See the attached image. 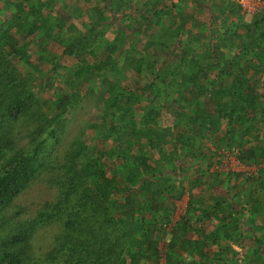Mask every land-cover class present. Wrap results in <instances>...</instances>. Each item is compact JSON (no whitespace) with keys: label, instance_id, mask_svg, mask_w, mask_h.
I'll list each match as a JSON object with an SVG mask.
<instances>
[{"label":"trees","instance_id":"trees-1","mask_svg":"<svg viewBox=\"0 0 264 264\" xmlns=\"http://www.w3.org/2000/svg\"><path fill=\"white\" fill-rule=\"evenodd\" d=\"M119 1L101 0L86 12L73 5L59 7L61 0H0V264H160L162 255L165 264H183L177 248L207 263L222 257L225 249L212 251L221 238L264 264V238L257 235L261 228L246 226L259 218L264 224V12L245 22L233 0L207 4L210 23L222 31L218 40L211 36L202 43L199 21L181 6L173 13L174 8H161V0H146L126 12L116 5ZM85 15L89 22L80 23L81 31L71 20ZM109 27L115 33L100 61L96 49ZM157 30L164 40L150 37ZM136 34L147 40L145 49L134 41ZM186 34L191 41L176 48ZM51 43L62 51H50ZM166 47L174 48L167 61L177 62L161 70L156 64ZM198 47L204 48L201 56ZM149 48L153 54L146 53ZM64 58H74L75 66H62ZM43 65L50 68L44 72ZM130 73L147 81L125 87ZM85 84L99 86L82 97ZM161 100L164 106L176 105L172 129L156 130L160 112L154 104ZM92 102L96 121L77 128L60 159L55 153L71 123L67 116ZM88 130H94V140L117 143L104 150L88 146L83 139ZM193 133L210 136L211 156L192 148ZM136 141L155 151L158 160L132 154ZM228 149L237 150L236 159L256 170L227 173L257 182L255 196H244L247 211L240 193L222 190L216 174L222 191L210 208L215 226L205 233L212 214L190 212L202 203L192 199L200 175L190 181L187 211L166 231L172 203L185 191L177 192L174 182L166 190L151 189L152 176L168 182L174 178L172 173L163 177L158 164L176 168L183 151L218 165L220 150ZM110 162L115 167H106ZM96 168L103 170L95 173ZM42 183L54 190V200L23 204L24 194ZM52 228L56 234L49 250L35 257V240Z\"/></svg>","mask_w":264,"mask_h":264},{"label":"rangeland","instance_id":"rangeland-1","mask_svg":"<svg viewBox=\"0 0 264 264\" xmlns=\"http://www.w3.org/2000/svg\"><path fill=\"white\" fill-rule=\"evenodd\" d=\"M101 0H64L62 3L59 4V7H63L64 5H66L67 7H72L73 6H78L79 8L85 10L86 12L89 11V9L91 10L93 7H95L96 3L100 2ZM121 1V2H120ZM116 5H121L122 8L126 11L129 12L131 11L134 7H141L143 3H145L146 0H120ZM223 0H204L200 3V5L194 3V0H183L182 3H180V0H161V8H174L173 13L177 12V8L179 6L182 7L183 11L186 13H191L194 14V17L196 18L197 21H199V32L200 35H197L198 37L201 38L202 43H206L207 41H209V38H212L214 40H218L219 38V34L222 31V29H218V24H211L210 23V15H211V10L209 8H206L207 4L210 5H223L224 3L222 2ZM5 5V4H4ZM3 5V7H4ZM2 6V4L0 5V7ZM2 9V8H1ZM117 9V7H116ZM115 13V10H114ZM112 17V16H111ZM110 16L107 17L108 20H113ZM216 17V16H214ZM76 17H74L75 19ZM72 19L71 22L75 23L78 26L79 30H83V28H81L80 23L81 22H89L88 17L85 15V18L83 19H77L74 20ZM172 20V19H171ZM242 20L245 22H253L254 18L252 16H242ZM234 21V20H233ZM179 23V22H178ZM108 32L107 35L102 39L101 41V45L99 49H96V53H97V57L98 60H102V53L103 50L105 48V45L108 43V40H110L114 33H115V28L114 27H109L108 28ZM137 35V34H136ZM157 35L158 38L162 41L164 40V35L162 32L160 31H152L150 33V37ZM192 37H190L188 34H186L185 36L181 37L176 45V48H179V45H184L185 43H189L191 41ZM138 46L143 50L147 47V40L145 39V37L143 35H137L135 36V40H134ZM48 49L52 52L55 53H60L62 51V48H59L58 46H56L55 44L51 43L48 46ZM154 49L149 48L147 50L146 53L149 54H153ZM204 48L198 47L196 48V51L198 54L203 55V51ZM174 51L173 47H166V51L165 54L161 53L159 54V60L158 63L156 64L157 67L161 70H164L165 67L167 65H170V63H176L177 60L172 59L171 62H168V56H169V52ZM145 53V51H144ZM144 53L142 52V54L140 55H144ZM76 60H74V58H64L60 61V64L62 66H69L72 65L73 67L75 66V62H73ZM99 61V62H100ZM16 65L19 67L20 71H22L23 73H26L27 69L21 65L20 63H18V61H16ZM121 65V63H120ZM173 65V64H172ZM50 68V65H43L41 67V70H43L44 72L47 71ZM64 71V70H63ZM146 78L142 79V80H138L137 77H135L132 73L127 74L126 79L123 80L124 82V86L125 87H129L130 86H139V85H143L146 82ZM97 82V81H96ZM59 85V82H56L54 85ZM99 85H92L90 86L89 84H85L83 87H81V96L83 97V95L85 93H89V91L92 90H96L98 88ZM60 87L65 91L64 86L62 84H60ZM147 102L144 103V105H146ZM94 104V102H92L91 104H87L86 103V109L83 111H77L74 112L72 114H69L67 116V118H71V123L68 126V132L65 136V140L64 142L57 147L56 149V153L58 155V157L61 159V156L64 154L65 150H66V145L68 144V142L72 139L73 135L75 134L77 128L84 123L85 121L88 123H94L96 121V117H97V113L94 110V107L92 106ZM154 107L156 109L159 110L160 112V116L157 120V126H156V130H161L164 128L167 129H172L173 125L176 123V119L177 117L176 115V105H174L172 102H169L167 104H165L164 106V101H157L154 104ZM226 126V124L223 122L222 123V129H224ZM95 135L94 130H88L85 133L84 136V140L86 142V144L88 146H97L99 149H107L109 147H112L113 145H116V143L114 141H109L106 143H102L100 140H97L93 138V136ZM193 141H192V145H193V149H197L199 150V152H203L204 155H206L207 157L211 156V152L214 151V147L212 146V144L209 142L210 136L208 134H204V135H200V134H194L193 133ZM123 137V136H121ZM125 137V136H124ZM261 138H259L260 140ZM114 140V139H113ZM27 141L24 140L23 141V145L26 143ZM114 142V143H112ZM250 146V145H249ZM247 146V147H249ZM149 151V152H148ZM210 152V154H209ZM224 152L232 154L231 150H220V153L222 156L221 157V162L220 164H214V160H209L208 158H206L205 160H203V158L201 156H198L197 158H192L190 156H187L186 153H183V151H179L178 152V156L176 160L182 161L181 163L177 164L176 168H173V166L171 164H166L163 165L158 164V166L156 167L158 169V171L161 172V175L163 177L170 175L171 173L174 175L173 180H171L170 182L166 181V179H158L157 177L152 176V184L150 186L151 189L157 187L160 189H165L174 182L175 186H176V190L177 192H181L182 189H184V194L180 199H174L172 206L174 207V212L171 216V218L169 219V225L166 228V231H169V229H171V227L178 221V219L184 214L185 211H187V203L189 202V195H188V188L190 185V181L192 178L196 177V176H202L201 181H200V185L198 187L197 190H195L192 194V199L197 200L198 198H200V201L202 203H195L194 208L190 211L191 213L197 215V216H201L202 212H208V213H213V211L210 210V208L212 206H214L215 202L219 201V195L221 193L222 190L225 191V189H228L231 191V194H235L236 191L238 192V194L241 196L240 199V203H242L243 205L245 204L246 206V211L249 208V205H247L245 203V201L247 199H244V196H253V190H258L259 189L256 187L257 182L252 181V180H245L243 177H239L236 178L235 176H230L229 174H227L228 172H234L236 173V171H234V167L232 165V163L228 160H224V156L226 155ZM145 154L146 158L148 159L149 162L154 163L155 161L158 160L159 155L155 152V151H151L149 150V148L147 149V145H145L144 143L140 142V141H136L134 144V149L132 150V154L134 155H140V154ZM229 159V157L227 158ZM163 165V166H162ZM106 167L111 168V167H115L113 162H110ZM252 169V168H251ZM103 170L102 168H96L94 169L95 173H99V171ZM196 170H198V174L195 173ZM216 174L220 175V180L222 181L221 183V189H218L217 187V181H216ZM108 176H110V174H108ZM114 178H117V175H114ZM169 177V176H168ZM122 185V184H121ZM256 187V188H255ZM252 194H251V192ZM250 192V194H249ZM24 198L22 203L23 204H31V203H37V202H44V201H52L55 198V192L54 190L50 187L47 186L46 183H42L38 186H35L34 188H32L28 193L24 194ZM255 196V195H254ZM253 196V197H254ZM231 196L227 197V199L225 200L226 202L229 201V198ZM122 198V197H119ZM139 200H142V197H139ZM238 201V198H237ZM193 211V212H192ZM214 214H212L211 216V220L209 222H207V224L204 227V231L205 233H210L212 231V229L215 226L214 223ZM259 221V219H258ZM257 220H254L253 222H249L247 221L246 225L248 226V228L252 229L251 226H255L256 225ZM261 222V219H260ZM262 223V222H261ZM245 225V224H244ZM165 226V225H164ZM148 228V230H150L151 233L156 234V231H154V229L152 230L153 225H147L145 226V229ZM251 234H253V231H250ZM56 234V229L52 228L51 230H48L47 232L41 233V236H39L34 243V253H35V257H42V255L49 250L50 245L53 241L54 235ZM262 239L264 238V232L262 234ZM171 236L167 235L165 240H170ZM160 244H162V241L160 242ZM225 244H230L228 241H226L225 239L221 238L220 239V245H225ZM219 245V246H220ZM162 247V246H161ZM241 247V246H240ZM240 247H231V249H233L234 251L237 252V254H232V252H230L231 250H229L228 247H214L212 248V251L216 252L219 249H225L224 253L222 255L221 258H219L217 261L214 259L213 262L210 260V262H205L202 261L200 258H193L191 256H189L187 253H182L179 248H177V251L179 253V257L181 258V261L183 262V264H189L192 261H194L196 264H223L224 261H227V264H260L257 263V259L256 258H252V255L250 256L249 253H245V250H242L243 248ZM257 247V246H255ZM211 250V249H210ZM221 251V250H220ZM211 259V256H210ZM253 260L256 261V263L253 262ZM160 264H165V260L164 257L162 255L161 259L159 260ZM173 264H175V262H173Z\"/></svg>","mask_w":264,"mask_h":264},{"label":"built area","instance_id":"built-area-1","mask_svg":"<svg viewBox=\"0 0 264 264\" xmlns=\"http://www.w3.org/2000/svg\"><path fill=\"white\" fill-rule=\"evenodd\" d=\"M234 2L241 8L242 14L246 16H256L257 14H262L264 12V1L262 0H234ZM224 160H229L236 173H241L244 175H249L256 171L254 167H248L245 164L240 163L236 159L237 150L232 149L231 153H226ZM229 157V159H227ZM252 168V169H251ZM185 213V212H184Z\"/></svg>","mask_w":264,"mask_h":264},{"label":"crops","instance_id":"crops-1","mask_svg":"<svg viewBox=\"0 0 264 264\" xmlns=\"http://www.w3.org/2000/svg\"><path fill=\"white\" fill-rule=\"evenodd\" d=\"M262 221V220H261ZM247 226V225H246ZM261 228V232H257V235L259 234L260 236L263 234V232H264V224H262L261 222H260V218H259V221L257 220V222H256V225L255 226H252V229L254 230V231H257V229L258 228ZM217 247V245H214L213 247ZM219 247H238V245H232V244H225V245H220Z\"/></svg>","mask_w":264,"mask_h":264},{"label":"clouds","instance_id":"clouds-1","mask_svg":"<svg viewBox=\"0 0 264 264\" xmlns=\"http://www.w3.org/2000/svg\"><path fill=\"white\" fill-rule=\"evenodd\" d=\"M234 1V0H233ZM241 14H242V11H241ZM243 16H246V15H244V14H242ZM252 17H254V16H252Z\"/></svg>","mask_w":264,"mask_h":264}]
</instances>
